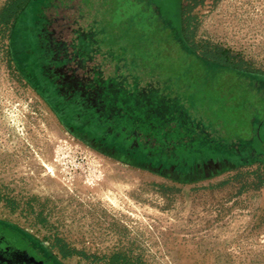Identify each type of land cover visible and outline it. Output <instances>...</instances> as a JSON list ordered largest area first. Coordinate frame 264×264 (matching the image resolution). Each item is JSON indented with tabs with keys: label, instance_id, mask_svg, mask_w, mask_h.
Segmentation results:
<instances>
[{
	"label": "rangeland",
	"instance_id": "1",
	"mask_svg": "<svg viewBox=\"0 0 264 264\" xmlns=\"http://www.w3.org/2000/svg\"><path fill=\"white\" fill-rule=\"evenodd\" d=\"M13 1L0 0V11ZM23 2L33 15L25 25L47 20L42 29L72 56L78 80L58 82L56 61L39 74L22 72L10 48L15 20L0 21V227L18 243L28 236L59 264H264V129L255 134L232 111L246 83L231 84L243 78L238 72L264 73V0H203L189 10L190 0H155L162 16L143 0ZM214 47L241 71L203 55ZM78 84L82 92L69 96ZM98 96L101 112L126 110V102L141 112L143 97L157 105L182 96L221 144L214 157L234 162L193 178L190 162L147 159L89 127ZM61 243L76 253L63 256Z\"/></svg>",
	"mask_w": 264,
	"mask_h": 264
},
{
	"label": "trees",
	"instance_id": "2",
	"mask_svg": "<svg viewBox=\"0 0 264 264\" xmlns=\"http://www.w3.org/2000/svg\"><path fill=\"white\" fill-rule=\"evenodd\" d=\"M143 1L145 2V8H153L162 16L159 9L160 7L155 0ZM190 1L192 4L186 5L188 10L203 0ZM23 3V0H14L12 3L2 8L0 11V21L8 22L12 18L15 20L14 28L11 30L9 38L11 53L19 69L25 72V67H28L30 68V73L32 71V73L39 74L43 66H48L47 63H51L54 58L57 59V55H54V50L47 44L46 32L45 29H42V26L46 24L47 20L45 18L37 19L34 17V22L25 25L24 17H28V20H32L31 17H33V15L24 10L26 2ZM166 20L169 22L168 17ZM183 31L184 29L180 32L181 34H179V32L177 34L181 41H184L186 38ZM18 34L22 37L21 43H16L15 38ZM213 49V51L205 50L203 55L218 65L230 66V68H235L237 66L238 70H240L238 66L241 65V62H234L232 60L233 56L230 55L228 50L222 47H214ZM58 65H63V63L58 62ZM30 73H25L26 78L30 81L32 86L37 89L38 93L43 94L45 89L42 86L37 87L35 83L31 81ZM35 81L37 80L35 79ZM110 81L111 79L109 78L101 82V97L105 96L104 94ZM68 94L71 97L76 96V93L69 92ZM43 95L46 97L45 94ZM46 99L50 101L48 97H46ZM158 99L159 104L156 105L154 97H143L141 112L136 111L134 108H129L127 102L126 110L124 106L119 107L115 114L110 115L107 108H104L101 112L102 106H99L101 108L98 111L95 107H90L89 114L93 115V118L92 120L90 119L91 122L87 123L90 128L93 127L94 131L98 130L100 133H104V135L107 134L108 137L116 143L131 148L133 146L136 147L138 152L142 153L143 157L147 159L159 158L163 162L169 164L176 163L178 160L190 162L191 164L194 159L196 160L199 156L214 157L216 153H219L218 151H221L218 148V146L221 147V144L219 142L216 143L217 141L212 136L213 134L211 136L204 134L201 125L195 120L197 116L191 111L192 104H190L189 110L184 102H180L182 96L172 99V104H169L167 100H163L164 98ZM74 100L77 99L75 98ZM50 103L53 105L51 101ZM121 103L123 104V102ZM131 103H133V101L129 104ZM162 103L168 107L161 105ZM100 112L102 115L99 114ZM127 117L133 119L130 124H126L124 121ZM98 118H102L100 122L96 121ZM136 119L142 120L141 125L136 124ZM146 124L149 125L151 129L155 130L159 140L157 145L153 144L157 138H153L152 136L149 137L146 133L145 129H148L145 128ZM181 164L186 165L184 163ZM59 246L63 256L76 253L75 250L71 248L68 249L65 243H61Z\"/></svg>",
	"mask_w": 264,
	"mask_h": 264
},
{
	"label": "flooded vegetation",
	"instance_id": "3",
	"mask_svg": "<svg viewBox=\"0 0 264 264\" xmlns=\"http://www.w3.org/2000/svg\"><path fill=\"white\" fill-rule=\"evenodd\" d=\"M46 38L48 40H46L47 44L52 48V50H54V55H57V59H53V61H56V67L54 71L58 68L62 71L61 74L57 73L58 76L56 80L58 82H61L63 80L70 83L77 81L78 76L75 72L76 67L69 65L72 56L68 57L66 56V53L61 52V44L58 42V40L53 39L52 30L50 33L46 32ZM58 62L63 63V65L59 66ZM238 74L242 75L243 78L239 80L237 79V77H235L231 80L233 81L231 84L237 86L239 85V81H245L246 84H243L245 87L240 91V93L237 92V95H233L235 96L234 100H236L238 107L233 108L232 111L235 112V109H237L238 111H240V113H243V119H246L248 127L253 129L254 133L256 134L258 133V131L256 130L257 128L264 129V73L238 72ZM223 84L224 83H222L221 86L226 87L227 84ZM230 85L227 86L232 88ZM107 89L106 96L109 95L107 93ZM81 90L83 89L82 87H79L78 84L77 87L75 85L72 93ZM95 102L97 104L94 107L97 109V111L101 108L99 106H102L103 108V102L100 96H98V100ZM108 103L110 104V102ZM106 108L108 109L109 115L116 113V110H110V105H106ZM75 135L77 134L75 133ZM93 146L102 151H106L105 148L101 147L100 144H96ZM110 155L114 156L115 158L122 159L115 155V153ZM205 161L206 160H202V162L200 163V168H198V166H195L196 164L194 165L195 162H192L189 166L191 168H187V173L189 174V176H192L193 178H204L206 176L226 170L230 166V162H234L232 159L227 161L224 157H212L208 159V161ZM4 225L7 227L6 224ZM8 227V229L11 230L12 226ZM21 236L26 239L28 244L18 243L19 238L15 234H13L12 232H7L6 229L0 227V264H59L57 261H49L50 259H47L48 255L46 253L44 254L45 251L41 250L37 243H33L30 240L31 238L24 234H22Z\"/></svg>",
	"mask_w": 264,
	"mask_h": 264
}]
</instances>
